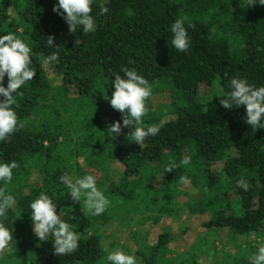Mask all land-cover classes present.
<instances>
[{
    "label": "trees",
    "instance_id": "trees-1",
    "mask_svg": "<svg viewBox=\"0 0 264 264\" xmlns=\"http://www.w3.org/2000/svg\"><path fill=\"white\" fill-rule=\"evenodd\" d=\"M57 4L0 0V36L22 39L32 49L36 71L13 105L24 127L0 141V163L18 164L11 182L0 181V189L16 200L0 217L12 234L0 264H110L102 227L113 224L118 212L117 227L130 228L125 216L157 223L159 216L177 217L183 209L204 216V233L214 231L220 238L224 233L229 244L237 235L245 244L217 250V242L202 238L195 252L178 251L169 247L172 233L165 231L151 243L146 230L135 227L137 249L125 254L137 264H212L215 250L219 264H249L246 258L261 241L243 237L254 234L264 241V129L254 131L244 122L246 106L229 110L220 100L231 91L234 77L264 86V6L252 0H92L95 31L84 34L78 27L72 34L53 11ZM102 7L109 9L106 15H99ZM181 18L189 35L186 52L170 44L171 25ZM48 36L55 37L58 48L48 46ZM53 52L59 63L45 64ZM125 67L152 86L143 126L159 125L160 131L143 147L128 135L131 128L124 127L115 141L107 133L116 121L123 127V114L111 107L110 98L114 74L123 77ZM3 83L7 87V76ZM188 156L190 164H181ZM172 161L178 167L168 173ZM113 162L121 176L118 184L111 177ZM66 173L73 180L104 173L96 181L110 201L103 214L85 215L83 199L73 201L60 180ZM181 176L187 182H179ZM143 186L151 190V202L143 200ZM41 193L52 199L57 214L63 209L61 219L77 232L74 253L57 256L51 236L48 241L36 237L30 204ZM130 193L138 198V211L127 210ZM143 207L147 211L141 212ZM148 213H156L157 220ZM103 220L97 228L95 222ZM193 253L199 256L191 261L187 257Z\"/></svg>",
    "mask_w": 264,
    "mask_h": 264
},
{
    "label": "clouds",
    "instance_id": "clouds-1",
    "mask_svg": "<svg viewBox=\"0 0 264 264\" xmlns=\"http://www.w3.org/2000/svg\"><path fill=\"white\" fill-rule=\"evenodd\" d=\"M259 3L264 6V0H252V5ZM92 0H58L53 11L60 14L69 25V32L74 34L78 27L82 28L84 34L95 31L96 24L92 13ZM251 5V6H252ZM109 9L102 7L99 15H106ZM194 27V26H190ZM172 39L170 44L179 52H186L189 49V35L184 26V19H176L170 29ZM55 37L48 36L47 44L52 47H59L54 43ZM32 49L15 34L0 36V141L9 140L10 136L24 127L18 122V117L13 110V105L17 103L16 96L22 95L21 89L28 81H32L36 76V71L31 67ZM59 63L58 53L53 52L44 60L45 64ZM124 76L114 74L112 81L114 92L110 98L111 107L123 114V127L120 121L109 125L108 136L112 140H117L123 133V128H131L128 133L135 144L143 147L145 139L155 136L160 131L159 125L143 126V117L148 113L146 100L152 95V86L147 79L138 75L135 70L127 67L122 69ZM5 76L8 78L7 87L4 86ZM231 91L226 97H221L220 104L225 109L239 108L246 106L245 123L250 125L252 130L264 129V86L255 87L245 79L232 78L229 81ZM108 99V98H106ZM191 162V157H185L181 164L187 166ZM18 167L17 162L0 163V181L11 182L13 169ZM178 167L175 161L169 163L166 168L168 173ZM60 180L68 188L71 199L80 203L83 199L86 211L93 215L103 214L110 201L102 191L97 188L93 175H85L82 178L73 180L67 173L60 177ZM181 183L187 182V178L181 176ZM15 198L6 194L0 189V217L6 215L7 210L14 207ZM31 220L33 231L40 241H48L51 236L54 240L53 249L57 256H65L74 253L79 247V236L72 230V225L64 222L61 216L63 209L57 214V206L52 199L44 193L35 199L31 204ZM86 215L85 209H83ZM12 240V234L8 228L0 223V253L4 252ZM110 264H137L135 257L125 254L123 251H113L107 255ZM250 264H264V246H260L258 251L250 257Z\"/></svg>",
    "mask_w": 264,
    "mask_h": 264
},
{
    "label": "rangeland",
    "instance_id": "rangeland-1",
    "mask_svg": "<svg viewBox=\"0 0 264 264\" xmlns=\"http://www.w3.org/2000/svg\"><path fill=\"white\" fill-rule=\"evenodd\" d=\"M56 161H54L52 163L51 166H53L55 164ZM156 167V166H155ZM111 168H112V173H111V177L114 178L112 181L116 182L117 184L119 183L121 176L118 175V164L113 162L111 164ZM159 168H157V173H159L160 171H158ZM100 177H105L104 173H98L97 175L94 176V178L96 179V181H98L100 179ZM133 180H136L133 178ZM155 184V182H154ZM159 186V183L158 185ZM144 192V196H143V200H147L148 202H151L152 196L151 193L149 191H147V187L143 186L141 188ZM106 192H104L105 194ZM130 196L127 200L128 202H126L125 205H128L127 210L129 212H135L138 211L135 207L136 205V200L138 199L137 197L133 198L132 193H130ZM124 201V198L122 197L121 202ZM145 206V205H144ZM123 209V208H121ZM86 211V210H85ZM147 211V207H143L141 208V212ZM88 214L90 215V213L92 214V212L87 211ZM128 213V212H127ZM116 214V212L114 213ZM129 214V213H128ZM149 217L151 216L153 219L157 220V214L156 213H148L147 214ZM161 218L157 223H154L155 221H145L143 222H133L134 220L129 219L127 216H125V221L128 222L132 227L130 228H126V227H117V225H120V213L118 212L116 215V219H115V224H111V222H109L108 224L105 225V227H102V229L104 230V246L107 252H113V251H123L124 253H126L129 249H131L132 251L135 252V250L137 249L136 245H135V241L133 238V230L134 228H140V229H144L146 230V234L148 233V241H150L151 243H154L157 240V237L164 233L165 231L169 232L170 234L172 233L174 235V238H172V240L169 243V247H172V249H177L178 251L181 250H189V252H195L196 248L198 247V241H200V239L202 238H206L209 240V242L211 243L213 242H217L218 245V249H229L231 250L233 247H231L233 244H242L244 245L245 243H242V241L239 239L237 235L235 237H237V239L232 242L233 244H229L226 242V235H224L223 233V237L220 238L219 234L217 232H211L210 234L208 233H204L203 229H202V222L205 220L204 216H199L198 214H190L188 209H183L179 212L177 217H167V216H163L160 217ZM106 221H100V222H95L97 223V228H100L101 225H103ZM111 224V225H110ZM142 227V228H141ZM98 234H101L100 230L98 231ZM185 232V233H184ZM201 232H203V236L201 238H199ZM199 238V239H198ZM243 239L246 240H259L261 241V246H264V241H262V239L260 238H256V236L254 234L250 235L249 237H243ZM244 240V241H246ZM207 249H210V245L207 244ZM230 246V247H228ZM202 249L199 250V252L201 253ZM215 253L214 256L211 255L212 259V264H214L215 262L217 264H219L216 254L217 251L215 252V250L213 251ZM220 252V251H218ZM236 251L233 250V256ZM2 254H0L1 256ZM7 254H5L3 257H6ZM199 256L196 253H193L191 255H189V259H191V261L193 260L192 257L195 256ZM191 257V258H190ZM200 258V257H199ZM250 258H246V261H249ZM229 263H233L232 260H228ZM227 260H223L224 264H227L228 262ZM206 262V261H204ZM222 260H220V264H223ZM238 262V261H237ZM207 263V262H206ZM246 264V262L244 263ZM250 264V261H249Z\"/></svg>",
    "mask_w": 264,
    "mask_h": 264
}]
</instances>
